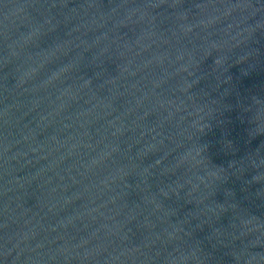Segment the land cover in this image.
<instances>
[{"label":"water","instance_id":"1","mask_svg":"<svg viewBox=\"0 0 264 264\" xmlns=\"http://www.w3.org/2000/svg\"><path fill=\"white\" fill-rule=\"evenodd\" d=\"M0 264H264V0H0Z\"/></svg>","mask_w":264,"mask_h":264}]
</instances>
